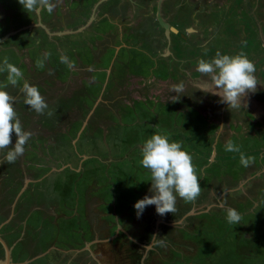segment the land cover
<instances>
[{"label":"rangeland","instance_id":"rangeland-1","mask_svg":"<svg viewBox=\"0 0 264 264\" xmlns=\"http://www.w3.org/2000/svg\"><path fill=\"white\" fill-rule=\"evenodd\" d=\"M0 1V24H8L7 28H0V63L4 57H8L9 62L23 72L19 87H22L25 81L36 86L48 103V110L53 113L59 111L52 116L47 115L48 110L44 115H38L27 105H21L25 99L21 91H9L11 85L6 88V91L15 97L14 108L19 119L25 115L21 123L28 124L25 128L22 127L23 130L32 133L24 146L25 156L23 154L16 162L8 163L4 157L7 150L0 151V162L4 158L2 164L0 163V179L4 178V181H0L1 188L7 192L8 204L11 202L13 209L16 208L18 218L24 222L23 226L16 225V221L8 224L10 229L15 228L13 234L7 235L8 242L12 244L14 262L264 264V90L261 88L252 94L254 99L258 98L259 107L256 108L261 111H251L242 106L225 107L227 111H206L207 101L214 106L217 105L215 102H221V98L200 91L201 87L197 89L191 85V89L190 85L184 84L186 80L192 81L193 85L196 80H209V77L200 73H191V68L197 66L198 59L203 57L204 51L212 44L219 46L222 55L232 53L230 56H235L237 54L233 52L241 48V52L255 64L257 79L264 81V0H163V18L171 26H183L175 21V15H171L168 10L169 3H181L179 8L190 9V15L193 16L190 21L195 30L187 34L190 45L183 43L180 54L171 40V58H167V61H170L168 65L161 55L154 54L149 47L157 44L163 48L168 44L164 28L156 21L157 0H151V5L144 2L147 0H107L97 7V14L93 12V8L100 0H79L82 12L78 14L71 8L72 5L80 7L78 1L52 0L55 8L51 14L45 8L44 11L40 10L41 14L33 11V19L18 15V22L13 26H9L10 15L15 11L20 13L21 9L24 10L23 6L19 0ZM5 1L6 9L12 11V14L9 11V19L4 10ZM123 4L125 8H122ZM109 8L114 13L108 17L105 13ZM203 8L204 17L200 14ZM137 10L143 15L139 16L141 13ZM42 11L47 19L42 15ZM93 13L95 16L89 21ZM12 17L15 19L16 15L13 14ZM25 17L27 19L23 21ZM253 17L256 18V23ZM202 18L207 19L202 21ZM179 20L185 18L180 16ZM36 21H45L42 25H46L49 31L43 30L45 27L40 24H34ZM114 21L120 24L121 30L118 31ZM137 22L142 31L139 35H133V31L137 32L133 24ZM127 23H130L129 34L123 31ZM243 24L251 25V28L243 29ZM206 26L211 29L207 31ZM150 28L154 29L150 31ZM178 35L172 34V39L182 42ZM111 44L115 47L110 46ZM123 44L133 48L128 49ZM116 46L120 49H116ZM45 53L49 54L47 58ZM61 54L69 58L73 65L71 68L60 62ZM214 57L210 55V58L204 60ZM154 59L158 62L164 61L162 66L159 65L156 69ZM38 61L42 62V66H37ZM98 67H105L109 72H103ZM161 68L165 69L163 73ZM155 70L157 73L153 74L152 71ZM165 71L168 74H165ZM139 73L146 77L152 75L153 79L149 83L156 79H166L170 82V89L175 82H182L184 91L179 97L170 89L165 92L166 96L151 93L147 94V98L159 99L160 102L151 99L134 103L127 95V88L121 91L113 88L115 83L111 82L121 81L123 74L127 87L136 86L138 83L133 76ZM6 77V72L0 73V87L7 83ZM59 82L62 83L61 87L55 86ZM109 89V93H117L118 96L113 103L108 102L113 107L112 110L100 107L102 103L105 105V96ZM204 95L210 98L206 99ZM174 97L179 99L174 101ZM99 99L102 100L97 103L99 107L95 110ZM161 99L165 100L166 105ZM51 102L52 105L55 103L56 109ZM181 103L183 105H180ZM69 106L82 108V111L73 109L74 111H70L73 115L71 117L69 110H66ZM183 106H187L185 109L189 107L188 111ZM87 107L95 112L89 115L91 120L85 125L83 137L88 138L82 140L81 145L78 144L82 153H90L88 161L85 162L87 165L82 172L77 165L75 167H78V170L65 168L54 175L56 177L50 183V177L53 176V160L58 159L60 167L63 166L60 160L67 156L66 149L51 147L62 135L56 134L54 128L60 126L61 131L67 129V135L64 136L67 138L63 143L68 140L69 150L77 154V146L74 143L70 146L69 142L74 137L73 127L76 131L87 118ZM181 109L183 111H179ZM77 117L83 121L75 120ZM213 119L215 121H212ZM100 120H107L111 124L105 134L102 128H99ZM34 121H41L44 126L51 128L49 131L52 130L54 134L47 137L50 145L42 144L45 141L43 128L37 126ZM37 133L39 137L36 138ZM156 133L168 134L171 141L180 142L183 150L192 156L200 179L201 194L191 203L177 197L173 217L177 216L184 224L175 228L174 223L172 227H168V231L159 232L158 236L164 237L166 241L165 246L145 248L151 243L148 241L152 231L148 236H142L140 228L144 226L147 229L146 220L151 213L146 207L142 216L137 218L134 205L146 195H152L149 191L150 172L140 164V149L143 142ZM16 139L13 132L12 144ZM228 140L240 146L241 152L246 156L254 157L255 162L250 167H243L239 162V153L225 151V143ZM41 151L52 157L41 161ZM24 158H33V161H41L44 165L41 164L36 169L35 165L22 166V162H26L22 160ZM27 170L33 176L42 172L41 175L46 180L34 179V182L29 183L27 177L25 178ZM22 180L23 185L19 189ZM54 180H57V183ZM65 181H70L71 184L66 185ZM225 183L233 185L231 193H227L231 188L224 186ZM68 186L70 188H67ZM92 201L96 203L95 207L91 208L97 212L90 215V220L96 221L97 235L101 238H97L98 243L93 244L90 249L91 244H87V241L91 240L89 235L92 228L86 220V207ZM229 207L241 214L240 224L230 225L227 222L226 209ZM188 211L193 213L181 218L182 214ZM142 219L144 223H141ZM151 220L156 223L158 219ZM102 224H106L104 228L101 227ZM155 227L165 228L154 225L153 229ZM123 229L137 242L129 238ZM107 236L109 238L105 239ZM115 236L118 237L116 240L113 239ZM71 246L80 250H68Z\"/></svg>","mask_w":264,"mask_h":264},{"label":"clouds","instance_id":"clouds-1","mask_svg":"<svg viewBox=\"0 0 264 264\" xmlns=\"http://www.w3.org/2000/svg\"><path fill=\"white\" fill-rule=\"evenodd\" d=\"M19 3L28 12H38L46 8L47 12L51 14L55 8L52 0H19ZM48 55V53H45V58ZM60 62L69 68L73 66L64 54L60 55ZM37 66H42V62L38 61ZM196 71L202 76L209 77L201 90L218 95L221 102L226 103L230 108L241 107V98L250 91L255 92L258 83H261L255 76V64L243 52L230 56L227 54L222 55L217 51L215 57L211 60H198ZM3 72L7 73V83L0 87V151L7 150L6 161L14 163L19 157L23 156L24 146L32 133L23 130L18 113L14 108L15 97L5 90L8 85L17 86L23 80V72L19 67L10 63L8 57H4L3 62L0 63V73ZM170 90L177 94L176 97H179V94L184 91V84L181 82L173 85ZM20 91L25 96V105L38 115H44L46 110L49 109L48 103L36 86L25 81ZM178 99L174 97V101ZM53 114L51 110L47 111L48 116ZM13 132L17 139L14 147L10 148ZM140 150L142 154L140 164L150 172L151 188L149 191L152 195H146L135 203L137 218L142 216L147 206L155 205L156 213L165 216L168 213H175L177 197L186 203L197 200L201 194L200 179L193 164L192 156L186 150H183L180 142L171 141L168 134L156 133L143 142ZM225 151L239 153V162L245 168L250 167L255 162L254 157L246 156L241 152L240 146L232 140L225 143ZM226 219L230 225H238L242 220V216L236 209L229 207L226 209ZM0 237L4 239V237ZM4 240L12 252V246L9 245L6 239ZM0 243L4 250L1 241ZM165 245L164 237L154 235L151 243L145 248ZM12 262L14 261L12 260Z\"/></svg>","mask_w":264,"mask_h":264},{"label":"crops","instance_id":"crops-1","mask_svg":"<svg viewBox=\"0 0 264 264\" xmlns=\"http://www.w3.org/2000/svg\"><path fill=\"white\" fill-rule=\"evenodd\" d=\"M97 5V4H96ZM73 12H75L76 13V10L74 11L73 10ZM39 14H41V11H39ZM71 14H73V13H71ZM97 14V13H96ZM41 22H45V21H41ZM89 22V21H88ZM94 23V22H93ZM34 24H36V25H38V24H40L39 23V21H36V23H34ZM89 24H92V22H89ZM88 24V25H89ZM84 27V26H83ZM43 29V28H42ZM42 29H39L40 31L42 30ZM43 30H46L45 28L43 29ZM207 31H209L208 29H207ZM46 32H47V30H46ZM239 33V32H238ZM166 41H168L167 40V38H166ZM154 43H156V41L154 42ZM110 46H114L115 47V45L114 44H111ZM237 46H239V44L237 45ZM149 47H151V50H152V52L154 53V54H157V55H161V57H163L162 59L164 60V61H166L165 62V64L167 63V65H168V63H170V61H167V58L168 59H170L171 57H169V54L171 53V50H170V44L168 45H164L163 46V48H162V46H159V45H157V44H154L153 46L152 45H150ZM118 50L120 49V47H116ZM141 51V50H140ZM142 52V51H141ZM143 53V52H142ZM156 55V56H157ZM149 56V55H148ZM151 56V55H150ZM179 56V55H178ZM166 58V59H165ZM203 59H205V58H208V56L207 55H203V57H202ZM201 58V59H202ZM198 59V58H197ZM199 60V59H198ZM155 61L157 62V64H156V69L159 67V65H161L162 66V64H163V62H158V60H156L155 59ZM175 66V65H174ZM185 67V66H184ZM99 68H101L102 69V71L103 72H107L108 71V69H106L105 67H98V69ZM160 70H162V73H163V71L165 70V69H163V68H161ZM166 71H167V69H166ZM166 71H165V74H168V73H166ZM109 72V71H108ZM153 72V74L154 73H157V70H155V71H152ZM151 72V73H152ZM175 72V71H174ZM131 75H133V74H131ZM198 75V74H197ZM123 77H122V80L121 81H118V82H111L112 84L113 83H115V85H113V88H115L116 87V89H118V91H121V90H126V88H127V95L128 96H130L131 97V100H133V102L134 103H138V102H140V101H142V102H146V101H148V100H151L152 98L150 97V99H148L147 98V94H151V93H154V94H156V95H160L161 94V96L162 95H164V96H166L165 95V92H168L169 91V89H170V82L169 81H166V79H156L157 80V82L155 83V85H153L152 86V84L151 85H149L150 83V80L151 79H153L151 76L152 75H150V76H145L144 74H141V73H139V74H134V76L133 77H136L135 78V80H136V82L138 83V84H136V86L135 85H133V84H135L136 82L134 81V83L132 84L133 85V87H127L126 86V83H127V80L125 79V77H124V74L122 75ZM129 76V75H128ZM127 76V77H128ZM25 79V78H24ZM130 81H131V79H130ZM133 81V80H132ZM197 82H195V84L194 85H196L197 87H195V88H197V89H200L199 87H203V86H205V83L207 82V81H205V80H203V79H201V80H196ZM258 81H260L259 79H258ZM261 83H258V85H257V89H256V91H255V93L257 92V90L258 89H263L264 90V81L262 82V81H260ZM61 82H59V84H56L55 86H59V87H61V84H60ZM130 83V82H129ZM128 83V84H129ZM169 83V84H168ZM176 84L175 85H177V84H179V82H175ZM184 84L185 85H187V86H189V84H187V83H185L184 82ZM193 83L191 82V85H192ZM103 85V84H102ZM40 87H44V85L43 86H41V85H39ZM22 87H19V85H17V86H15V87H13V86H11V87H9L8 88V90L10 91V90H12L13 92L15 91V90H18L19 91V93H20V89H21ZM115 89V90H116ZM6 90V89H5ZM69 90V89H68ZM111 89H109L108 90V94H107V96H105V97H107L106 98V100L104 101V103H105V105L102 103V105H100V107H102V108H107V109H111V108H113L111 105H109L108 104V102H110V103H113L114 101H116L117 100V93L115 94V95H113L111 92L109 93V91H110ZM115 90H113L114 92H115ZM43 91H45L44 89H43ZM57 91V87H56V90H55V92ZM69 91H72V90H69ZM104 91H106V89L104 90ZM126 91H123V92H126ZM200 91H202V90H200ZM254 92H248L247 93V95H245V96H243L242 98H241V104H242V107H245L246 109L247 108H251V109H257L256 107H259V105H258V98H253L252 97V94H253ZM22 94V93H21ZM125 94V93H124ZM213 95V94H212ZM104 95H102V97H103ZM161 96H160V98H161ZM204 96H206L207 98L206 99H209L210 97L208 96V95H204ZM214 96H217V95H214ZM147 99H146V98ZM108 98H111L110 100L108 99ZM259 99H261V98H259ZM102 99H99L97 102H96V109L95 110H97V107H99V106H97V103L99 102V101H101ZM152 100H154L155 102H160V100L158 99V100H155V99H152ZM162 101L161 102H163L164 104H165V100H163V99H161ZM22 101V100H21ZM262 101L264 102V99H262ZM171 102V101H170ZM259 102H260V100H259ZM247 103V105L246 106H244V104H246ZM114 104H116V103H114ZM215 104H217V105H212L210 102H206V104L205 105H207V107H206V111H227V109L225 110V107L227 108L228 107V105L226 104V103H222V102H219V103H217V102H215ZM21 105L22 106H24V107H26L25 106V103H24V101H22V103H21ZM51 105H52V102H51ZM88 106H90V104L88 103L87 104ZM130 105V104H129ZM166 105V104H165ZM180 105H183V103H181ZM254 106V107H252V106ZM257 105V106H256ZM52 106H55V109L57 108V106L55 105V103H53V105ZM131 106H136V105H132L131 104ZM212 106V107H211ZM184 107V109L187 107V106H183ZM209 107H211V108H209ZM88 109H86V110H88L89 111V114H88V116H87V118L84 120V122H82L83 121V119H79L80 117H77V118H75V120H77V121H80V122H82V124H81V126H80V128H78V129H76V131L74 130V127H73V132H74V137L71 139V142H69L70 143V146H71V143H74L76 146H77V151H78V153L76 154V153H74L73 151H71V150H69V146H68V140H67V143H63V141L67 138V137H64V136H66L67 135V129H65L64 131H61L59 128H60V126H58V127H55L54 128V132L57 134V133H60L59 135H61L57 140H55V142L51 145V147H55V149H66V151H67V156H65L62 160H60V164H61V162H62V165L63 166H60V167H58V163H59V160L58 159H55V160H53V162H52V164H51V167H53V169H52V174L51 175H53L52 177H50L51 178V182L50 183H52V181H53V179L56 177V176H54V175H57V173H59V172H62L65 168H68V167H72V169H77L78 170V167H80V172H82V170L84 171V169H85V166L87 165L85 162L86 161H88V159L87 158H89L90 157V153H88V152H84V153H82V151L78 148V144H80L81 145V143H82V140H86V138H88V137H83V133H84V131H85V125H87V123L88 122H90V120H89V115L91 114V113H93L94 114V112H95V110H90L89 108L90 107H87ZM189 108V107H188ZM188 108L187 109H185L186 111H188ZM218 108V109H217ZM26 109V108H25ZM77 110V111H82V108H79V107H76V106H69L66 110H69V115L72 117L73 115H71L70 113V111H74V110ZM85 110V109H84ZM112 110V109H111ZM205 110V109H204ZM88 111H86V112H88ZM179 111H183L182 109L181 110H179ZM255 111H261V109L260 110H255ZM56 112H59L58 110L57 111H55L54 112V114L56 113ZM67 112V111H66ZM26 113V112H25ZM24 114L20 117V121H23V118H24ZM214 116H217V115H213V117ZM23 117V118H22ZM93 117H95V115L93 116ZM93 117H92V119H93ZM73 121L74 120H72V123H73ZM212 121H215L214 119L212 120ZM36 124H37V126H39L40 128H43L42 130H43V134H44V138H45V141H43L42 142V144H47V145H50L49 143L50 142H47V137H51L49 134H54V133H52V130H50L49 131V129H51V128H49V127H47V126H44V124L43 123H40L41 121H34ZM38 122V123H37ZM210 122V121H209ZM84 123V124H83ZM22 124V127L23 128H25V126H27V124L28 123H26V124H24V122H22L21 123ZM74 124V123H73ZM100 126H99V128H102V132H104V134L105 133H107L108 132V128H110L111 127V124H110V122L109 121H107V120H100ZM224 124H222V126H223ZM42 126V127H41ZM39 135V133H37V134H35V136H36V138L37 137H39L38 136ZM66 142V141H65ZM39 144H40V142H39ZM14 145H15V143H13L12 145H10L9 147L11 148V147H14ZM95 146L96 147H98L99 148V145L97 144V143H95ZM27 147H28V144H27ZM29 149V148H28ZM32 150L30 149L29 150V152H31ZM37 155V154H36ZM83 155V156H82ZM89 155V156H88ZM24 156H25V154H24ZM41 156V157H40ZM4 157H6V154H5V156ZM52 156L50 155H48L45 151L44 152H42L41 151V154H39V159L41 160V161H47L48 159H50ZM4 159V158H3ZM3 159L1 160V162L3 161ZM33 158H31V159H29V158H24V159H22L23 161H25L26 160V162L24 163V162H22V166L23 165H25V166H27L28 164H29V166L30 167H32V166H34L35 165V169L36 168H38V167H40V165L41 164H43L41 161H33L32 160ZM0 162V163H1ZM73 163V164H72ZM2 164V163H1ZM44 165V164H43ZM75 165H77L78 167H75ZM50 167V168H51ZM58 168V169H57ZM90 169V168H89ZM29 170H31V169H29ZM29 170H27V172H26V174H25V178L27 177V181H29V183H30V181L31 182H34V179L36 180V179H45L46 180V178H43V176L41 175L42 174V172L40 173V174H38V175H36V176H33V175H30L29 174ZM45 172H47V171H45ZM77 172V171H76ZM69 174H72L73 176H74V174H76V173H69ZM77 175V174H76ZM42 176V177H41ZM239 177H241V175L239 176ZM31 178V179H30ZM245 178V177H244ZM3 179V181H4V178H2ZM2 179H0V181H2ZM57 179V178H56ZM79 179H81V178H79ZM24 180V179H23ZM23 180L21 181V184H20V188L19 189H21V187H22V185H23ZM57 180H54V182H56ZM243 182V181H242ZM28 183V182H27ZM26 183V184H27ZM29 185V184H28ZM151 186V185H150ZM150 186L148 187V188H150ZM224 186H229V189L231 188V190L229 191V192H227V193H231V191L234 189H232V187L231 186H233V185H228V184H226L225 183V185ZM28 186H26V188H27ZM76 187V186H75ZM78 189V188H77ZM25 190V189H24ZM76 190V189H75ZM0 196H1V202H2V204H3V206H5V205H7L8 204V196H7V192L5 191V190H2V188H1V183H0ZM72 197L73 198H75L76 199V197L72 194ZM51 198L53 199V197L51 196ZM74 199V200H75ZM11 204V202L9 203V205ZM54 205V204H53ZM69 212H74V211H72V210H69ZM184 214V213H183ZM4 219V215H2L1 214V216H0V220H3ZM20 219V218H19ZM7 222H9V220L7 221ZM7 222H3V223H1L0 224V236H3L4 235V239H6L7 240V235H11V234H13L14 232L12 231V232H9L10 231V228H9V226L10 225H8V223ZM5 231H7L6 233H5ZM7 242H8V240H7ZM9 243V242H8ZM9 245H10V243H9ZM0 252H1V255H0V261H2L4 258H5V249L3 250V248H2V246H1V244H0ZM13 252V251H12ZM12 252H11V254H12ZM79 253V252H78ZM90 260H92V258H90ZM93 261V260H92ZM91 262V261H90Z\"/></svg>","mask_w":264,"mask_h":264},{"label":"flooded vegetation","instance_id":"flooded-vegetation-1","mask_svg":"<svg viewBox=\"0 0 264 264\" xmlns=\"http://www.w3.org/2000/svg\"><path fill=\"white\" fill-rule=\"evenodd\" d=\"M76 1H78L79 3H80V7H73V5H72V7L71 8H73V10L75 11L76 10V8L78 9V10H76V13L78 14V13H80V12H82V9H81V1H79V0H76ZM102 0H100L99 2H101ZM105 1H107V0H105ZM148 1V2H147ZM147 1H144L146 4H148L149 5V3H150V5H151V0H147ZM1 2V1H0ZM104 1H102V3H103ZM140 2V1H139ZM187 2H189V0L187 1ZM101 3V4H102ZM157 12H156V21L159 23V25L160 26H162L161 24H160V22H159V19H158V14H159V10H160V12H161V14H162V16H163V12H162V5L164 4V1L163 0H157ZM101 4H99V5H101ZM171 3H169V6H168V10H169V12H170V14L172 15H175V17H176V20L175 21H177L178 22V24L179 23H181L183 26L180 28V27H178V25L176 24V30H173L172 28H170V33H169V36L167 35V32H166V29H165V27H163L164 28V32H165V37L167 38V43H168V45H169V43L171 42V40H173L174 41V43H175V48H176V51L177 52H179V54L180 53H182V48H183V43H184V45H190V42H189V39H188V36H187V34H190V32H194L195 30L193 29V27H192V23H191V21H190V17H193L192 15H190L191 13H190V9H188V8H179V7H181V3H178V4H174V2H173V4L172 5H170ZM99 5H98V7H99ZM96 6V5H95ZM95 6H94V8H95ZM115 6V5H114ZM233 6V5H232ZM4 7H5V9L4 10H6V14H8L7 15V18L9 19V11L10 10H7L6 8H7V4H6V1L4 2ZM93 8V9H94ZM112 8V7H111ZM111 8H109L108 10H106V15L109 17V15H113L112 13H114V12H112L111 11ZM122 8H125V6H124V4L122 5ZM141 8V7H140ZM139 8V9H140ZM232 8H234V6L232 7ZM184 9V10H183ZM72 10V11H73ZM20 11V10H19ZM44 11V10H43ZM42 11V15L44 16V18L45 19H47V17L44 15V12ZM138 11V10H137ZM11 12V14H12V11H10ZM36 12V11H35ZM200 14L201 15H203V17H204V14H205V10H204V8L203 9H201L200 10ZM32 13V12H31ZM31 13H29L28 11H26V10H23V9H21V11H20V13L19 12H16L15 11V13H13L14 15H16V18L14 19L13 17H12V15H10V20H9V26H13L14 25V23L16 24V22H18V19H19V16H23V15H25V16H27V18L28 19H33V13L31 14ZM38 13V12H37ZM96 13V12H95ZM138 13L140 14L141 12H139L138 11ZM39 14V13H38ZM118 14V13H117ZM116 14V16L117 17H119L118 15ZM19 15V16H18ZM143 15V13H141L139 16H142ZM252 15V14H251ZM146 16V15H145ZM148 16H150V15H148ZM180 16H182L183 18H185V20H179V18H180ZM26 17H25V19L23 20V21H26V19H27ZM214 18V17H213ZM203 20L202 21H204V20H206L207 18H202ZM216 19V18H215ZM179 20V21H178ZM253 20L255 21V23H256V18L255 17H253ZM115 23H116V21H114ZM198 23H199V20H198ZM133 25H135L136 27V31L137 32H132L131 34H133V35H136V34H140L141 33V31H142V27L140 28L139 27V25H138V22L137 23H134ZM116 26L118 27V31L119 30H121L122 29V27H120V24L119 23H116ZM130 26V23H127V25H126V27H124V29H123V31H125V33L126 34H129V27ZM1 27H4V28H7L8 27V24H4V25H1L0 24V28ZM184 27V29H182ZM243 29H244V27H246V28H251V25L250 26H244V24H243ZM206 28H208V30H210L211 29V27L210 26H206ZM44 29V28H43ZM152 29H154V28H150V31L152 30ZM140 32V33H139ZM175 33H178L179 35V37H181V41L182 42H180V41H176L175 40V38L174 39H172V34H175ZM216 34V33H215ZM243 37V36H242ZM28 41H30V39L28 38ZM125 47H127L128 49H132V48H130L128 45H126V44H123ZM122 45V46H123ZM206 45V44H205ZM171 46V45H170ZM116 47H119V46H116ZM212 48L214 49H216V50H212ZM117 49V48H116ZM216 51H219V46H214V44H212L211 46H209V49L208 50H206V51H204V54L205 55H207L208 56V58H210V55H216ZM242 51H243V49H242ZM206 52V53H205ZM239 52L241 53V48L238 50V51H235V52H233V53H236V54H239ZM6 53H8V52H6ZM1 54V53H0ZM203 54V55H204ZM232 53H230L229 55H231ZM154 63H155V65L157 64V62L155 61V59H154ZM196 68V67H195ZM195 68H191V73H194V74H199V72H197L196 71V69ZM184 72L186 71V69L184 68V70H183ZM174 72V71H173ZM188 75H190V73H188ZM148 76H150V75H148ZM197 77V76H196ZM157 82V80H154V81H152L149 85H151V84H155ZM191 82L192 81H190V80H186L185 81V83H187V84H189L190 85V88L192 89V87H191ZM193 83V82H192ZM192 86H194V87H197L196 85H193L192 84ZM247 105V103L246 104H244V106H246ZM247 109H250L251 111H254V109H251V108H247ZM25 154V153H24ZM66 182V185H70L71 184V182L69 181V182H67V181H65ZM55 183H57V181L55 182ZM67 188H70V186H68ZM226 194V193H225ZM224 194V195H225ZM96 203V202H95ZM95 203L92 201V203H88V205H87V209H86V212H87V216H86V220H87V222L90 224V226H91V228H92V230H91V232H90V235H89V237H91V240L90 241H87V242H89V243H87V244H91L90 245V249L91 248H93L92 247V245L93 244H95V243H98V239L97 238H101V237H98V235H97V224H96V221H93V220H90V215H94L95 213L94 212H97V211H95L94 209H92L91 207L93 206V207H95ZM148 208H149V211H150V215L151 216H149L148 218H147V220H146V225H147V229H145V227L144 226H142L141 228H140V231H141V233H143V235L142 236H148L149 235V233H150V231H152L151 232V238H150V241H148V242H151V239H152V237L154 236V235H156V236H158V234H159V232L161 231V230H167L168 231V227H172V225H174V223H176L175 225L176 226H173V227H179V226H181L182 224H184V223H182L181 221V219H179L177 216L176 217H173V215L174 214H172V213H168V214H166L165 216H160V215H158L157 213H156V207H155V205H151V206H147ZM99 212V211H98ZM190 211H188V212H185L184 214H182L183 216L181 217V218H183V217H186V216H188V213H189ZM1 214L2 215H4V219L3 220H0V224L1 223H3V222H7L8 220H9V222H7L8 224H11V223H14V221H16V225H22L23 226V224H24V222L22 221V219H19L18 218V214H17V212H16V208L14 207V209H13V206H12V204H7V205H5V206H3V204H2V202H1V196H0V216H1ZM97 214V213H96ZM165 217V218H164ZM154 218H156V219H158L157 220V222L155 223L153 220H151V219H154ZM141 223H144L143 222V219L141 220ZM185 223H186V221H185ZM118 224V223H117ZM117 224H116V226H117ZM106 224H102L101 225V227L102 228H104V226H105ZM118 225H120V224H118ZM159 226V227H162V226H165V228H163V229H161V228H157V227H155L154 229H153V226ZM161 225V226H160ZM100 227V228H101ZM101 228V229H102ZM110 228V225H109V227H108V229ZM14 227L12 228V229H10V231L9 232H12V231H14ZM100 229V230H101ZM7 231H5V233H6ZM156 234H155V233ZM1 235V234H0ZM110 236H113V235H110ZM2 237H4V235L2 236ZM150 237V236H149ZM109 238V236H107L105 239H108ZM118 237L117 236H115L113 239H117ZM107 241V240H106ZM113 241V240H112ZM108 242V241H107ZM140 244V243H139ZM10 245H12V244H10ZM85 245V244H84ZM141 245V244H140ZM96 248V247H95ZM72 249H74L75 251H77V250H80V248H78L77 249V247H74V246H71V248L70 249H68V250H72ZM108 251V250H107ZM93 252V251H92ZM94 254V253H93ZM92 255V254H91ZM93 256V255H92Z\"/></svg>","mask_w":264,"mask_h":264},{"label":"water","instance_id":"water-1","mask_svg":"<svg viewBox=\"0 0 264 264\" xmlns=\"http://www.w3.org/2000/svg\"><path fill=\"white\" fill-rule=\"evenodd\" d=\"M102 1H105V0H102ZM101 1V2H102ZM97 3V5L95 6L94 8V11L93 12H96V9L98 7V5L101 3ZM39 13V11H38ZM95 16V13H93V15L91 16V18L89 19V21H91ZM158 19H159V22L160 24L165 27L166 29V32H167V35L169 36V33H170V28H172L173 30H176L174 27L171 26V24H169L162 16L160 10H159V14H158ZM40 25H42V22L39 21ZM44 26V25H42ZM45 29L47 31H49L48 27H46V25L44 26ZM50 33V32H49ZM61 33V32H60ZM62 34V33H61ZM191 213L193 212H189L188 215H190ZM125 231V230H124ZM126 232V231H125ZM127 233V232H126ZM127 235L133 239L135 242H137V240L135 238H132L131 235L129 233H127ZM0 241L2 242L3 246H4V249H5V259L3 261H1V264H15L14 262H12V257H11V250H10V247L7 245L6 241L0 237Z\"/></svg>","mask_w":264,"mask_h":264},{"label":"bare ground","instance_id":"bare-ground-1","mask_svg":"<svg viewBox=\"0 0 264 264\" xmlns=\"http://www.w3.org/2000/svg\"><path fill=\"white\" fill-rule=\"evenodd\" d=\"M145 62V61H144ZM57 65V64H56ZM138 65V64H137ZM138 68V67H137ZM199 143V142H198Z\"/></svg>","mask_w":264,"mask_h":264},{"label":"trees","instance_id":"trees-1","mask_svg":"<svg viewBox=\"0 0 264 264\" xmlns=\"http://www.w3.org/2000/svg\"><path fill=\"white\" fill-rule=\"evenodd\" d=\"M32 39V38H31Z\"/></svg>","mask_w":264,"mask_h":264}]
</instances>
